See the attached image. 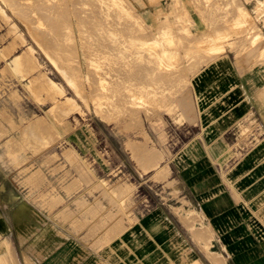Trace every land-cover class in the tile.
<instances>
[{
    "label": "rangeland",
    "instance_id": "374dc122",
    "mask_svg": "<svg viewBox=\"0 0 264 264\" xmlns=\"http://www.w3.org/2000/svg\"><path fill=\"white\" fill-rule=\"evenodd\" d=\"M262 27L264 0H0L8 172L126 264H264L220 175L264 135Z\"/></svg>",
    "mask_w": 264,
    "mask_h": 264
},
{
    "label": "crops",
    "instance_id": "0c3cea01",
    "mask_svg": "<svg viewBox=\"0 0 264 264\" xmlns=\"http://www.w3.org/2000/svg\"><path fill=\"white\" fill-rule=\"evenodd\" d=\"M3 130L5 127L0 125V134ZM260 134L258 131L259 141L253 138L255 133L249 138L248 147L241 148V156L240 150L228 154L229 160L224 158L222 165L229 166L220 175L229 187L232 203L236 206L240 203L244 209L247 223L253 216L256 223L264 224V144L260 145L264 135L259 138ZM220 142L212 146L227 149L223 140ZM6 150L5 138H0V264H126L113 246L91 249L82 239L70 236L56 224L53 207L35 204L32 191L23 190L22 173L8 172L7 165L11 163ZM231 158H235L233 162ZM261 239L257 245L264 247V237ZM129 240L135 242V238ZM257 259L264 263V250ZM142 260L148 262L150 256L144 253Z\"/></svg>",
    "mask_w": 264,
    "mask_h": 264
},
{
    "label": "bare ground",
    "instance_id": "6f19581e",
    "mask_svg": "<svg viewBox=\"0 0 264 264\" xmlns=\"http://www.w3.org/2000/svg\"><path fill=\"white\" fill-rule=\"evenodd\" d=\"M261 2H262V0H261ZM240 10H241V9H240ZM1 13H2V11H1ZM243 16H244V15H243ZM13 25H14V24H13ZM14 27H15V26H14ZM15 28H16V27H15ZM253 36H254V35H253ZM21 37H22V36H21ZM254 37H255V41H256V37H258V36L256 35V36H254ZM43 40H44V39H43ZM38 41H40V40H38ZM252 41H253V39H252ZM253 43H255V42H253ZM256 43H257V42H256ZM43 44L45 45V42H44ZM47 45H48V44H47ZM45 46H46V45H45ZM48 46H49V45H48ZM28 47H29V46H28ZM43 48H44V47H43ZM48 48H49V47H48ZM28 49H29V48H28ZM45 49H46V47H45ZM45 49H44V50H45ZM221 50H222V48H221ZM8 51H9V50H8ZM34 51H35V50H34ZM46 51H47V50H46ZM218 51H219V50H218ZM28 52H29V51H28ZM48 52H49V51H48ZM219 52H220V51H219ZM29 53H30V52H29ZM46 53H47V52H46ZM208 53H209V52H208ZM27 54H28V53H27ZM47 55H48V54H47ZM49 56H50V55H49ZM52 56H53V55H52ZM19 57H20L19 54H18L17 56H14L13 61H16V62H17ZM207 57H208V56H207ZM207 57H205V58L207 59ZM22 58H23V57H22ZM210 58H211V57H210ZM210 58H208V59L206 60V62L209 61ZM14 59H15V60H14ZM26 59H27V58H25V60H26ZM49 59H50V58H49ZM51 60H52V59H51ZM53 60H54V59H53ZM55 61H56V60H55ZM55 61H54V63H55ZM29 62H31V61L29 60ZM35 62H36V61H35ZM56 62H57V61H56ZM206 62H205V63H206ZM32 63H34V62H32ZM32 63H31V64H32ZM198 63H199V62H198ZM200 63H201V61H200ZM57 65H58V64H57ZM195 65H196V63H195ZM54 66H55V65H54ZM196 66H197V65H196ZM33 67H34V66H33ZM57 67H58V66H57ZM58 68H60V67H58ZM128 68H129V67H128ZM61 69H62V68H61ZM62 71H63V70H62ZM62 71H61L60 73L63 75V72H64V71H63V72H62ZM7 75H8V74H7ZM38 75H40V74H38ZM41 75H43V74H41ZM64 75L67 76L68 74L66 75V73H64ZM184 76H185V75H184ZM63 77H64V76H63ZM67 77H69V76H67ZM67 77H66V78H67ZM35 78H36V77H35ZM35 78H34V79H35ZM66 78H65V80H66V82H67L68 80H67ZM185 79H186V78H185ZM46 80L48 81V78H47ZM39 82H40V81H39ZM49 82H51V81H49ZM68 82H69V81H68ZM72 82H73V81H72ZM40 83H41V82H40ZM69 83H71V80H70ZM50 84H51V86H52V83H50ZM72 84H74V83H72ZM72 84H71V85H72ZM48 87H49V89H50V86H48ZM56 88H57V87H56ZM52 89H53V88H52ZM75 90H76V89H75ZM48 91H49V90H48ZM50 91H51V90H50ZM52 91H54V90H52ZM58 91H59V90H58ZM59 92H61V91H59ZM62 93H63V92H62ZM13 94H15V93H13ZM58 94H59V93H58ZM63 94H64V93H63ZM63 94H62V95H63ZM114 95H115V94H114ZM9 96H10V95H9ZM16 97H17V96H16ZM118 97H119V96H118ZM123 98H124V97H123ZM18 99H19V98H18ZM113 99H114V98H113ZM123 100H124V99H123ZM114 101H115V99H114ZM62 102L65 103L64 101H62ZM66 102H67V101H66ZM68 103H69V102H68ZM114 103H115V102H114ZM73 107H74V106H73ZM70 108H72V107H70ZM70 111H71V110H70ZM113 114H114V113H113ZM67 115H68V114H67ZM18 119H20V118H18ZM20 121H21V120H20ZM31 125H32V124H31ZM36 125H37V124H36ZM47 126H48V125H47ZM31 127H32V126H31ZM31 127H30V128H31ZM38 127H39V126H37V130L39 131L40 129H39ZM25 128H28V127H25ZM25 128H24V129H25ZM35 128H36V127H35ZM44 128H45V127H44ZM46 128H47V127H46ZM24 129H23V130H24ZM28 129H29V128H28ZM33 129H34V128H33ZM25 131H26V130H24L23 132H25ZM42 131H43V130H42ZM46 131H47V130H46ZM21 132H22V130H21ZM23 132H22V133H23ZM27 132L30 133V136H32V135H31V134H32L31 131H30V132L27 131ZM39 132H40V131H39ZM39 132L37 133V132L35 131V133H37L38 136H39ZM28 135H29V134H28ZM23 136L26 138V135H25V134H24ZM27 137H28V136H27ZM33 138H34V137H33ZM33 138H30V137H29V141H30V139H33ZM35 139H36V138H34L33 140H35ZM26 140H27V139H26ZM36 140H37V141H34V142H38V139H36ZM29 143H30V142H29ZM100 245H101V244H100ZM211 257H212V256H211Z\"/></svg>",
    "mask_w": 264,
    "mask_h": 264
}]
</instances>
